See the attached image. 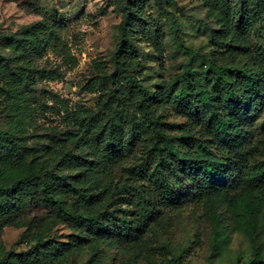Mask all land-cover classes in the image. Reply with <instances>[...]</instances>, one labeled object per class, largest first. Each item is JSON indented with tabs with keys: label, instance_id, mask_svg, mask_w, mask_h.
Listing matches in <instances>:
<instances>
[{
	"label": "rangeland",
	"instance_id": "374dc122",
	"mask_svg": "<svg viewBox=\"0 0 264 264\" xmlns=\"http://www.w3.org/2000/svg\"><path fill=\"white\" fill-rule=\"evenodd\" d=\"M135 1L142 20L129 32L136 53L127 57V63L136 81L150 92L160 95L186 71L190 56L181 43L198 55L194 70L202 71L203 63L215 59L222 67L239 64L230 40L221 43L210 32L226 23L225 10L231 9L225 6L228 0L219 6L216 0H163L162 8L155 0ZM127 6L125 0H0V51L4 55L16 51L10 38L24 28L39 23L46 32L44 44L30 47L26 57L18 51L14 61L17 67L32 69L35 78L29 88L10 84L0 70V129L29 147L20 164L0 163V184L54 169L59 157L72 148L74 133L86 115L100 113L99 99L107 100L118 92L106 79L100 81L96 94L87 93L84 86L95 76L96 62L104 63L109 75L114 72L113 57L123 39L121 25ZM242 38L250 45L258 42L253 36ZM55 40L63 44L56 48ZM65 48L77 60L75 67L66 61ZM246 57L244 61L253 67L255 57ZM121 99L118 95L114 109L99 125L114 121L120 129L127 116L139 117L138 110L124 106ZM156 100L157 105L163 103L161 112L170 123L184 124L196 117L166 99ZM249 126V147H255V158L261 159L264 109ZM230 195L233 205L219 206L216 217L204 205H188L179 212L175 206L161 207L133 238H121L109 218L107 229L96 231L33 209L13 222L0 221V264H251L255 247L264 256V232L252 243L236 228L234 213L239 211V202L234 196L238 192ZM120 209L113 197L87 207L93 214ZM38 239L49 243L40 258Z\"/></svg>",
	"mask_w": 264,
	"mask_h": 264
},
{
	"label": "trees",
	"instance_id": "16d2710c",
	"mask_svg": "<svg viewBox=\"0 0 264 264\" xmlns=\"http://www.w3.org/2000/svg\"><path fill=\"white\" fill-rule=\"evenodd\" d=\"M125 1L123 39L113 57L114 72L109 75L108 67L96 62L95 76L84 86L87 93L96 94L100 81L106 79L118 92L99 99L100 113L86 115L74 133L72 148L59 157L54 169L0 184V221L13 222L36 209L89 230L104 231L110 221L121 238H133L161 207L175 206L179 212L188 205H204L216 217L219 206L233 205L230 192L237 191L236 228L257 243L264 232V157L255 158V147H249V125L264 109V0H228L226 23L210 29L214 40H230L238 65L222 67L215 59L203 63L202 71L194 70L198 55L181 43L190 56L189 65L160 95L141 86L131 74L127 57L136 49L129 32L142 19L137 2ZM155 1L162 8L163 0ZM216 1L217 6L222 2ZM174 26L178 31V23ZM40 28L39 23L24 28L10 38L16 51H7L8 55L0 51V70L10 84L23 88L33 84L32 69L17 67L14 61L18 51L26 57L30 47L44 44L46 32ZM243 35L258 39L257 44L250 45ZM54 42L56 48L63 44ZM247 55L255 57L253 67L244 61ZM64 56L72 67L77 65L66 48ZM118 95L124 106L138 110L139 117L127 116L120 129L114 121L99 125L114 109ZM157 97L196 117L184 124L168 122ZM28 152L18 137L0 129V163L20 164ZM107 197L119 202L121 211L93 214L87 210ZM37 244L42 249L40 258L49 243L38 239ZM260 250L255 247L251 264H264Z\"/></svg>",
	"mask_w": 264,
	"mask_h": 264
}]
</instances>
